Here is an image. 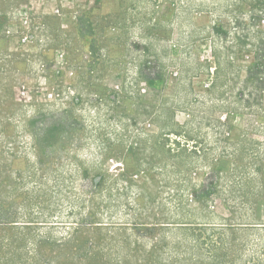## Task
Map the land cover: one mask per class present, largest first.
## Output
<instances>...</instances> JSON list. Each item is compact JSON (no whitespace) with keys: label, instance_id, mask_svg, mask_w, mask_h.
Masks as SVG:
<instances>
[{"label":"rangeland","instance_id":"1","mask_svg":"<svg viewBox=\"0 0 264 264\" xmlns=\"http://www.w3.org/2000/svg\"><path fill=\"white\" fill-rule=\"evenodd\" d=\"M0 264H264V0H0Z\"/></svg>","mask_w":264,"mask_h":264}]
</instances>
